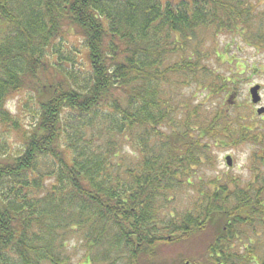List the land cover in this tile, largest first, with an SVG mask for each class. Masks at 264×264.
Wrapping results in <instances>:
<instances>
[{
  "label": "trees",
  "instance_id": "1",
  "mask_svg": "<svg viewBox=\"0 0 264 264\" xmlns=\"http://www.w3.org/2000/svg\"><path fill=\"white\" fill-rule=\"evenodd\" d=\"M243 47L264 0H0V264H264V155L245 185L193 182L203 140L264 131L179 92L224 98Z\"/></svg>",
  "mask_w": 264,
  "mask_h": 264
},
{
  "label": "rangeland",
  "instance_id": "2",
  "mask_svg": "<svg viewBox=\"0 0 264 264\" xmlns=\"http://www.w3.org/2000/svg\"><path fill=\"white\" fill-rule=\"evenodd\" d=\"M228 41H229L228 38L219 37L218 45L219 46L227 45ZM234 51H235V47L232 46L230 52H234ZM235 55L236 57H240L241 59H244L247 62L248 66L257 65V68L259 69L253 71L250 70V68L247 66L245 70H242L243 71L242 76L237 79L239 84H237L236 88L233 91L228 90L226 93L227 95H225L224 98L223 95H220L217 99L215 100L212 99L209 100L207 103H205L203 102V100L206 96V92H203L201 90L196 91L193 89V91L196 93L194 98L193 96L188 97V95L189 96L192 95L191 92L194 94L193 91H189L188 93V91L182 88L179 92L181 96H183L184 94V97L186 98L185 102L186 103L188 102L193 107L196 106V104L202 105L203 108H205L206 106L210 107L211 105V107L213 108L212 111H215V109H217L221 105L227 107L228 109H230L231 106L233 105L236 106L238 105L240 107H249L250 110L254 113L253 115L254 122L256 123V125L262 127L261 133L263 135L264 115L258 116L256 114V110L261 107L264 108V50L250 48V47H243L241 53L236 52ZM230 67H232V64L231 66L230 65L228 66V70ZM214 68H218L217 65L214 66ZM219 73L225 74L226 76L231 75V73L227 72L226 67L219 68ZM255 85L260 86V91H259L260 102L257 105H253L251 103L248 93L249 89ZM203 108L200 107L199 111L205 113V110H203ZM242 112H245V110ZM210 141L211 140L202 141V145L206 148L204 150L206 153V157H202V162L197 167L194 168V172L196 174L194 176L195 179L193 180V182L197 181L196 180L197 177L198 179H200L202 183L204 181V187H206V189L212 188L213 186L212 183L214 182L215 179H218L220 182L221 180L222 182L225 181L226 185L230 190L233 188V184L231 182V180L233 179L235 181H241V183L245 185V182L248 181L249 178L251 177V172L253 167H256L259 164V161L254 160V156L255 155L257 157L261 156L264 147H262L260 144H254V143H249V144L241 143L236 146H231L230 144L224 146H220V145L214 146ZM226 157H229L231 160L230 167H228L225 163ZM195 184L199 185V183H195ZM239 187L241 188L243 187V185L240 184ZM179 196L180 197L178 198L177 203L187 202V198L190 199L192 197L191 193L189 194L187 190H184V192H182ZM178 205L176 204L177 210H183V208L182 207L180 208ZM191 243L194 245H201L200 237L199 236L197 238L195 237ZM77 245L78 243L76 239L68 240L67 248L69 249V251H71ZM184 249L183 246H175L167 251L169 252L168 253L169 256L174 257L176 254L181 253ZM188 250L185 251L184 253H181L185 259L190 257V253ZM75 253L79 261V258H81L82 254L84 253L82 246L78 249V252ZM159 255L160 254H157V256ZM157 263L159 264V262Z\"/></svg>",
  "mask_w": 264,
  "mask_h": 264
},
{
  "label": "water",
  "instance_id": "3",
  "mask_svg": "<svg viewBox=\"0 0 264 264\" xmlns=\"http://www.w3.org/2000/svg\"><path fill=\"white\" fill-rule=\"evenodd\" d=\"M259 91H260V87H259L258 85H255V86L251 87V88L249 89V91H248V93H249V97H250V101H251V103H252L253 105H257V104L260 102ZM256 114H257L258 116H262V115H264V108H263V107L258 108V109L256 110ZM225 162H226V165H227L228 167L231 166V160H230L229 157H226V158H225Z\"/></svg>",
  "mask_w": 264,
  "mask_h": 264
},
{
  "label": "flooded vegetation",
  "instance_id": "4",
  "mask_svg": "<svg viewBox=\"0 0 264 264\" xmlns=\"http://www.w3.org/2000/svg\"><path fill=\"white\" fill-rule=\"evenodd\" d=\"M262 154L264 155V152L262 151Z\"/></svg>",
  "mask_w": 264,
  "mask_h": 264
}]
</instances>
